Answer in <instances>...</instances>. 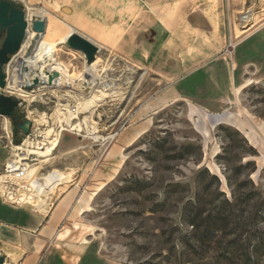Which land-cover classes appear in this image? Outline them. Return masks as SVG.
Returning a JSON list of instances; mask_svg holds the SVG:
<instances>
[{"label": "rangeland", "instance_id": "374dc122", "mask_svg": "<svg viewBox=\"0 0 264 264\" xmlns=\"http://www.w3.org/2000/svg\"><path fill=\"white\" fill-rule=\"evenodd\" d=\"M240 15L247 14L242 12ZM241 18L238 17L239 22L244 23ZM61 32L55 39L44 34L35 41L29 38L30 31L23 42H27V47L19 51L18 57L23 63L36 42L55 40L49 55L62 64L59 78L69 82L67 89L35 101L21 99L0 89V95L6 94L19 101L18 122L46 116L47 123L42 126V132L57 126L51 113L59 103L64 115L78 116L72 123L74 133L80 135V147L65 155L58 154L56 148L48 157L37 155L34 162L51 158L37 176L47 175L55 168L73 171L72 182L60 185L62 188L59 189L57 186L52 202L73 189L77 199L91 194L92 199L77 216L74 228L88 233L97 231L96 239L105 253L117 261L125 264H198L199 260H193V256L188 262L187 255H180L183 244L188 240L193 242L190 239L192 227L183 219V206L195 199L197 193L203 201H209L210 196L204 192L206 188L214 191L219 186L220 190L230 193L227 166L218 156L231 157V165L240 162L245 144L239 142L240 147L229 149L233 144L230 133L240 132L241 135L234 136L236 141L245 137L238 129V116L218 118L201 104L185 99L168 102L164 82L141 69L112 60L108 55L95 59L86 68L81 54L58 50V42L67 39V36L59 38ZM240 33L238 30L237 34ZM1 43L2 40L0 46ZM17 55L4 66L11 88L15 86L12 83L17 75L16 67L20 66ZM96 81L99 83L87 93L103 91L109 96L98 101L93 119L87 122L85 114L79 112V99L83 93L76 89L91 86ZM30 89L34 91L40 87ZM75 104L77 111L72 108ZM141 106H144V114H141ZM238 107L236 109L248 127L253 129L252 122H264V82L247 86ZM137 110L140 113L134 119L133 113ZM147 114L151 119L149 130L139 134L136 125ZM12 123L11 118L0 116V139L9 144L11 152L13 146L20 145L25 138L19 130L14 133ZM73 131L64 130L60 137ZM249 159L255 161L258 168L250 177L264 187V156L259 153L254 157L246 156L242 162ZM211 175H216L218 181Z\"/></svg>", "mask_w": 264, "mask_h": 264}, {"label": "crops", "instance_id": "0c3cea01", "mask_svg": "<svg viewBox=\"0 0 264 264\" xmlns=\"http://www.w3.org/2000/svg\"><path fill=\"white\" fill-rule=\"evenodd\" d=\"M13 1L23 5L29 21L44 19L46 32L55 19L62 30L59 38L77 34L89 40L99 49L96 60L108 55L157 77L167 85L168 102L185 99L218 118L238 116V129L264 156V122L251 121L252 129L236 109L247 86L264 82V0H231L228 9L224 0ZM242 12L247 15L239 16ZM229 30L238 38L231 54L226 51ZM57 46L73 50L66 41ZM73 51L88 68L85 56ZM150 120L148 114L141 118L136 125L139 134L149 130ZM79 136L61 135L56 152L77 150ZM10 153L9 144L0 139V174ZM91 199V194L77 199L73 189L59 195L42 214L0 196V257L6 262L9 254L19 255L18 264H125L105 253L97 231L74 228Z\"/></svg>", "mask_w": 264, "mask_h": 264}, {"label": "trees", "instance_id": "16d2710c", "mask_svg": "<svg viewBox=\"0 0 264 264\" xmlns=\"http://www.w3.org/2000/svg\"><path fill=\"white\" fill-rule=\"evenodd\" d=\"M12 120L18 122L17 112ZM235 135L241 134H229L233 141L229 149L240 147L239 142L245 144L240 162L231 165V157L218 156L227 166L230 193L219 186L214 191L206 188L209 201H203L197 193L183 206V219L192 227L193 242L183 244L180 255H187L188 262L193 256L198 264H264V187L250 177L258 170L255 161L242 162L246 156H257L258 151L246 137L236 141ZM211 176L218 181L216 175Z\"/></svg>", "mask_w": 264, "mask_h": 264}, {"label": "bare ground", "instance_id": "6f19581e", "mask_svg": "<svg viewBox=\"0 0 264 264\" xmlns=\"http://www.w3.org/2000/svg\"><path fill=\"white\" fill-rule=\"evenodd\" d=\"M58 28L60 27H58L57 21L55 19L50 20L45 35L49 37H53V39H55L58 36L59 32L62 31L59 30ZM29 35H30L29 36L30 39H34V40L36 39V33L31 32ZM54 41L55 40L49 43L36 42L34 46L35 48L27 56V59H25L23 63L22 60L20 59L21 57H18L19 56V52H18L17 53L18 55L16 54L17 65L20 66L19 68L16 67L17 75L13 79V83H12L15 86H12L13 88H11L8 78L7 86L3 89L1 88L0 89L7 93L8 92L13 93L21 99H33L34 101L44 95L47 94L55 95L58 92H62L63 89H67L69 87L68 86L69 82L68 81L62 82L59 78V75L61 74L62 64L52 60V58L49 55L50 54L49 49H51L54 46L53 45L55 43ZM22 46L23 47H21L22 48L21 52L27 47V42H25ZM45 51L47 52L43 58ZM98 83L99 82L96 81L91 86L80 87L76 89L78 92L83 93V95L79 99V112L85 114V121L87 122L93 119L98 101L107 98L109 96L108 93L103 91H101L100 94L92 93L91 95V93H87L88 90H93ZM22 86H27V87L39 86L40 89L29 91L23 89ZM64 91L71 93L72 90L71 91L64 90ZM61 106L62 105L60 103L57 105L54 112L51 113L52 114L51 117L52 119L54 118L57 121V127L58 128L60 127L62 131L64 130L71 131L72 129H75V126H73L74 122L72 123V121L73 119L78 118V116L71 117L70 115L69 117L64 115V113L61 111L60 108ZM76 114H78V112ZM32 121L34 122V129L36 128L39 131H41L42 126H44L45 123H47L46 116H43L42 119L36 118ZM66 125L68 127H66ZM6 129H8V127H6ZM61 132L56 131L55 127H52L43 132L42 131L39 132V137L43 139L44 146L40 149L39 148L29 149L27 151H29V153L31 154L38 155L40 157H48L52 155V152L59 145ZM28 144H30V142H28ZM13 148H14L13 150L14 153H16V150L21 149L20 146H14ZM50 159L51 158L49 157L44 160H41L43 164L40 162L30 167L28 182L35 181L36 185L39 186V189L30 190L33 192H30L29 194L27 193L26 196L22 197L19 201V203H21L23 206L41 212L42 214H47L50 211L51 205L53 203L52 194L56 192L57 186L60 184L68 183L73 180L72 170L60 171L57 168H55L52 171L50 170L49 174L47 175L42 174L40 176H37V174L41 171V169H43V165L47 164V162ZM43 175L45 176L43 177ZM1 181L2 178L0 177V182ZM9 257L10 259L7 260L4 264H18L20 257L19 255L12 256L9 254Z\"/></svg>", "mask_w": 264, "mask_h": 264}, {"label": "water", "instance_id": "95a60500", "mask_svg": "<svg viewBox=\"0 0 264 264\" xmlns=\"http://www.w3.org/2000/svg\"><path fill=\"white\" fill-rule=\"evenodd\" d=\"M36 33V38L40 39L46 33V21L42 18H35L32 21L26 19V12L23 5L13 0H0V88L7 86L4 66L7 65L23 45L28 32ZM66 45L76 51L81 52L88 64H92L98 54V47L89 40L72 34L66 40ZM33 50V48H32ZM32 52V51H31ZM19 101L12 96L0 95V116L13 118ZM31 121L12 123L15 134L18 130L24 135L30 132ZM5 263V257H0V264Z\"/></svg>", "mask_w": 264, "mask_h": 264}, {"label": "built area", "instance_id": "2783aa9c", "mask_svg": "<svg viewBox=\"0 0 264 264\" xmlns=\"http://www.w3.org/2000/svg\"><path fill=\"white\" fill-rule=\"evenodd\" d=\"M224 1L228 9L230 7L231 0ZM26 19L29 21L27 15ZM237 43L238 38L233 35L231 30H229L226 51L231 54ZM6 80H8L7 77ZM32 87L22 86V88L25 90H29ZM72 108L73 111H77V104L73 105ZM55 130L59 132L62 131L61 128H58L57 126H55ZM39 132L41 131L36 130V128L34 129V122L31 121L29 134L25 135V138L22 140L20 145H16L20 146L21 149L16 150V153H14L13 148L12 152L10 153L9 159L4 165L3 172L0 174V177L2 178V181L0 182V196L7 203L17 206H23L21 203H19L20 199L22 197H25L27 193L29 194L30 192H33L30 190L39 189V186L36 185L35 181L28 182L30 167L37 164L34 163L35 161H37V155L31 154L29 153V151H27L29 149H40L44 146V141L39 137ZM110 137L113 138L114 135ZM27 141L30 142V144H28ZM10 144L12 145V141H10Z\"/></svg>", "mask_w": 264, "mask_h": 264}]
</instances>
